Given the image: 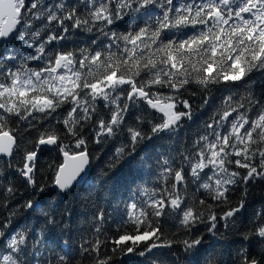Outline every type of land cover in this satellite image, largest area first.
I'll list each match as a JSON object with an SVG mask.
<instances>
[{
  "label": "trees",
  "instance_id": "16d2710c",
  "mask_svg": "<svg viewBox=\"0 0 264 264\" xmlns=\"http://www.w3.org/2000/svg\"><path fill=\"white\" fill-rule=\"evenodd\" d=\"M16 4L18 31L0 45V132L15 137L0 160V264H264V0ZM61 54L76 64L67 99L34 64ZM111 78L161 103L137 110L146 124L124 119L116 142ZM67 102L64 129L52 113ZM166 117L174 131L161 132ZM98 122L95 142L85 125ZM130 129L136 148L149 137L139 172L126 165ZM51 137L25 179L27 155ZM58 147H87L91 161L66 193L51 189ZM152 243L164 248L147 255Z\"/></svg>",
  "mask_w": 264,
  "mask_h": 264
},
{
  "label": "flooded vegetation",
  "instance_id": "af4514ba",
  "mask_svg": "<svg viewBox=\"0 0 264 264\" xmlns=\"http://www.w3.org/2000/svg\"><path fill=\"white\" fill-rule=\"evenodd\" d=\"M37 59H40V62L36 61ZM41 58L42 57H35V66H39V64H43L45 67L41 68L40 73H44L46 75V77L51 79V86H53V90L62 91V94L65 96V99H67L70 94H69V90H68V86L70 84L69 81V77H70V67H75L76 64L72 63L70 59H68L67 61H64L62 67L58 70V71H54L53 70V65H47L45 63L41 62ZM97 58V56H96ZM55 63V61H54ZM46 80V78H45ZM110 84L112 86L111 91H110V95H111V106L110 109L113 110V114H112V120H111V124L114 125V127L112 128V131H118V126L121 127L124 119H127L129 121V123L131 124V126L133 127L132 123H145L147 122L146 120V115L142 114L140 117L136 115L137 110H139L140 107H142V104L145 103L147 105V108L149 107L148 105V99L149 95L147 93V91H145L142 88H137L133 85L132 81H127L126 84H124V82L122 80H116V78H111L110 80ZM104 86L100 85V83L98 82H94V83H89L87 85V90H91L94 95H95V99L97 100V104H100V92L102 90ZM134 89H139L140 92L137 91H133ZM97 92V95H96ZM141 93H145V96L141 97ZM154 100V99H153ZM43 104V103H42ZM101 105V104H100ZM61 108V109H60ZM59 109L56 108L55 111H53L52 114L57 113L59 111H61V116H62V121L59 124L60 127L62 128H66V121L70 116V112H69V108H70V102L67 103H62V107H60ZM74 112V110H73ZM130 116H136L137 118H130ZM167 118H165L166 120ZM121 120V122L119 124H117V121ZM181 122V120H179ZM84 123H86L85 121H82V123L79 124V126H82ZM57 125V124H56ZM117 125V126H116ZM175 122L172 125V127L168 130V131H174L175 129ZM88 128V131L93 135L94 137V141L96 142L97 139L99 138L98 136V130L101 128V124L100 122H98L94 127L85 125ZM85 130V128H84ZM239 134V130L236 131V135ZM129 136V140L131 141L130 144V151L128 154V157L126 159V165H128V168H130L131 172H139V169H143L145 170L148 166H147V158H146V154H144V152L147 151V147H148V141H149V137L148 136H143L142 137V144L139 146V148L137 147V140H135V138L137 137V133L132 129L129 130L128 133ZM53 138V137H51ZM113 138L116 142V138H117V133L114 132L113 134ZM54 139L53 145L51 148H47V149H41L44 151H51L55 148L56 145V139ZM84 142V141H82ZM85 143V142H84ZM60 149V153H61V157H62V152L67 151L65 150V148L63 147H58ZM79 149V148H78ZM196 139L195 137H193V160L196 158ZM40 150V151H41ZM81 151H87V147H82L81 149H79L77 152H81ZM141 152V154H140ZM222 151H219V154H221ZM74 154V153H73ZM89 156V155H88ZM211 157H214L213 160V164L216 161V158L218 157L217 154H212ZM142 170V171H143ZM181 172V171H180ZM182 174V172H181ZM192 173H190L191 175ZM184 178L182 175V182L183 183ZM179 185V184H178Z\"/></svg>",
  "mask_w": 264,
  "mask_h": 264
},
{
  "label": "water",
  "instance_id": "95a60500",
  "mask_svg": "<svg viewBox=\"0 0 264 264\" xmlns=\"http://www.w3.org/2000/svg\"><path fill=\"white\" fill-rule=\"evenodd\" d=\"M20 17V9L16 5V0H0V44L10 41L18 31ZM68 60V55H58L55 64L54 71H58L64 61ZM133 91L140 92L139 89ZM141 97L145 96V93L140 94ZM149 107L155 111L159 109V102L148 99ZM172 121H165L161 132L168 130L172 126ZM54 139L48 138L39 141L38 148L35 152L29 153L26 157V163L24 166V178L29 179L33 172L31 164L37 161L39 156V150L51 148ZM15 147V137L8 131L0 132V160L10 159L12 157L13 149ZM91 169V161L86 151L78 153H69L67 151L62 152V163L57 169L55 181L51 186V189L58 190L61 193L73 191L76 188L84 185L88 179ZM182 181L181 173L178 172L175 177V184L178 185ZM163 244H150L145 253L150 255L156 251L162 250Z\"/></svg>",
  "mask_w": 264,
  "mask_h": 264
},
{
  "label": "rangeland",
  "instance_id": "374dc122",
  "mask_svg": "<svg viewBox=\"0 0 264 264\" xmlns=\"http://www.w3.org/2000/svg\"><path fill=\"white\" fill-rule=\"evenodd\" d=\"M167 118V120H171V119H169V117H166ZM173 121V120H172Z\"/></svg>",
  "mask_w": 264,
  "mask_h": 264
}]
</instances>
